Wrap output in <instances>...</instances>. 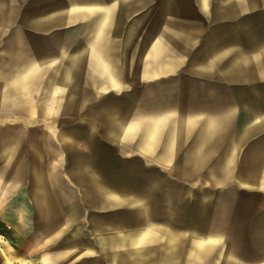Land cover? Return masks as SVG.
<instances>
[{
	"label": "crops",
	"instance_id": "1",
	"mask_svg": "<svg viewBox=\"0 0 264 264\" xmlns=\"http://www.w3.org/2000/svg\"><path fill=\"white\" fill-rule=\"evenodd\" d=\"M0 264H264V0H0Z\"/></svg>",
	"mask_w": 264,
	"mask_h": 264
}]
</instances>
